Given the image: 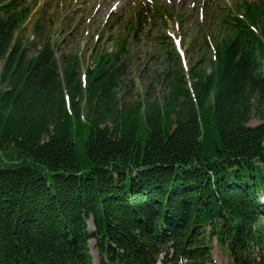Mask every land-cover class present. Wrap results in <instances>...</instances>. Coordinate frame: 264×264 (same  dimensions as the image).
<instances>
[{"label": "trees", "instance_id": "16d2710c", "mask_svg": "<svg viewBox=\"0 0 264 264\" xmlns=\"http://www.w3.org/2000/svg\"><path fill=\"white\" fill-rule=\"evenodd\" d=\"M0 4V264H89L92 237L104 264H211V236L231 264H264V122L248 125L264 120V0L224 20L210 69L168 51L161 96L135 100L123 47L82 84L49 46L9 49L2 21L25 12Z\"/></svg>", "mask_w": 264, "mask_h": 264}, {"label": "rangeland", "instance_id": "374dc122", "mask_svg": "<svg viewBox=\"0 0 264 264\" xmlns=\"http://www.w3.org/2000/svg\"><path fill=\"white\" fill-rule=\"evenodd\" d=\"M4 1L7 6L11 0ZM21 1L20 7L9 6L13 12L20 8L25 12L23 20L15 23L17 27L13 25L14 21H2L5 29L11 30V35H7L9 49L16 46L26 58H32L49 46L60 72L75 63L79 73L77 80L84 84L86 70L93 69L98 54L114 53L115 49L123 47L125 54L116 65L121 64L127 69L125 82L132 79L135 100L143 95L147 85L148 96H161L160 85L156 88L152 84L163 71L164 56H168L167 66L173 65L168 51L176 53L185 70L199 60L204 68L210 69L209 61H215L216 46L230 34L224 20L239 17L243 0ZM13 12L6 15L11 17ZM134 17L140 18L139 25H135ZM130 35L133 37L132 40L130 37L131 41ZM59 77L62 81V74ZM62 90L64 98H68L64 85ZM263 122L253 118L248 125ZM77 151L84 171L87 161L80 142ZM3 153L5 158L12 155L11 150ZM86 226L90 233L94 232L91 221H87ZM209 231L207 227L205 232ZM98 243L95 237L87 242L89 264H104ZM209 248L211 264H231L227 249L217 244L215 236L210 237Z\"/></svg>", "mask_w": 264, "mask_h": 264}]
</instances>
